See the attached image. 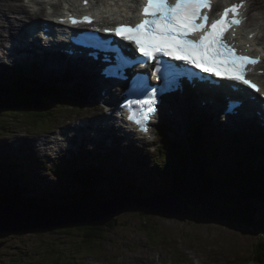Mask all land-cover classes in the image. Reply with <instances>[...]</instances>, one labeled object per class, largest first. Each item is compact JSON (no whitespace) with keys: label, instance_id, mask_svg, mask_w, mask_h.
Wrapping results in <instances>:
<instances>
[{"label":"rangeland","instance_id":"obj_1","mask_svg":"<svg viewBox=\"0 0 264 264\" xmlns=\"http://www.w3.org/2000/svg\"><path fill=\"white\" fill-rule=\"evenodd\" d=\"M4 1H2L4 5L11 2L13 3V1L14 3L11 8L6 6L7 9L4 8V11L3 8H0V15H2L4 18L12 17L13 12L16 11L18 7V4L15 1L18 0ZM19 2H22V0H19ZM254 4L255 5L252 8L251 15L263 16L264 0H260V3L259 1L256 0L255 2L254 0ZM263 34L264 30L261 35L263 36ZM4 70L8 71V69ZM58 73L59 72H57V74ZM43 82H46V77H44ZM51 83L54 84L53 81H51ZM76 86L77 90L75 91L79 93L76 107L77 109L82 108L84 111H86V108L90 103H92L91 100L86 99L88 98L87 93L90 92L89 90L83 89L76 82H72V87L74 89ZM70 91H72V89L65 90L64 92ZM84 92L86 94H84ZM54 104L55 102L49 103L51 108ZM69 112L76 117L75 111L71 110L69 107H66L62 112H59L55 116L53 124L49 129H33L28 124L14 122L9 125V128L6 131L0 133V142L5 138L12 139L13 135L11 131L16 129L22 130L20 132L29 133V135L35 136L41 135V131H52L54 128L62 127ZM192 121L193 120L191 118L190 123ZM1 122L2 120H0V123ZM174 133L184 137L187 134V131L185 129L175 128L174 123H172L171 127H168L164 130L163 139H166L167 135L172 136ZM216 135L218 137L215 140L210 138V143L212 145L219 141V132H217ZM122 144L128 149L132 148V146L128 145L127 143L122 142ZM90 148H92V146ZM113 150L116 153L117 149ZM126 151L127 150L125 149L124 153L126 155L131 154L132 152L130 151L127 153ZM9 152L13 151L9 149ZM141 153L144 152L141 150ZM154 156L155 155H153V157L142 156L144 157L142 160L148 163V165H151L153 162H155ZM240 156H242L241 152H239L238 157ZM65 160L69 161L70 158ZM136 160H139L138 157L136 159H134V157L131 159L128 158L125 160V162L122 160L121 166L127 170L125 175L134 177L132 182H136L137 186H139V184H142L141 176L148 175L143 169L150 170L151 168L148 166L143 168L137 164H135L136 166L134 167L132 162H135ZM115 161L117 160L115 159ZM129 167L131 169H129ZM57 176L58 175L55 174L53 177L43 178V180L36 178L43 183L40 191L46 188L48 191L52 192L57 190L56 186H58V183L61 180L64 181L66 179V177L59 179ZM161 185L162 186L160 188L165 185L164 182ZM59 191L61 194L66 195L69 193V191L72 193H74L73 191L82 192V189H78L71 185L69 191L66 189ZM98 191L100 193H104V185L100 186ZM230 198L235 199V197L232 196H230ZM65 199L69 200V197L66 196ZM232 203L233 202L231 200H229L228 203L215 200V204L212 205L203 201L200 206H195L188 213L183 214L181 220L177 223H172L170 221L160 220L156 217L149 216H146L142 219L141 217L137 216L138 213L136 212L122 213L116 217L118 226L114 228L112 232L104 235L105 240L100 244V249L98 250L90 249L85 251L80 244L82 233L76 229H67L64 231L65 234L63 235L60 234L61 231L59 230L54 233L44 232L42 230L39 233L0 230V255L2 258H4V260H10L12 264H59L61 261L56 263L54 258L56 255L55 248L57 247L61 251H67L73 257H76L74 263L76 261L77 264H150L153 259L155 264L157 261H161L163 264H184V260L188 262L186 264H193L195 256L200 257L201 261H204L205 264H248L246 263L245 258L249 255L252 249V244L256 243L258 240V232L260 231H255L252 228H246L241 225L227 224L223 221H216L215 219L205 216L206 211L220 210L223 207L224 209L234 208ZM254 207L257 209V216L255 215L254 222L261 224L263 228L264 210H261L263 205L260 203H255ZM146 219H149L146 221V224L150 225L153 222L156 223V226L162 233L160 237H157L152 227L149 226L147 228V232L152 236L151 239L156 240V238H158L156 243H153L151 239H149V236L147 235V232L143 226ZM191 254L195 255L193 256ZM65 255L66 254H64V256ZM171 256H174L175 258L173 257L174 260L168 262V259Z\"/></svg>","mask_w":264,"mask_h":264},{"label":"trees","instance_id":"obj_2","mask_svg":"<svg viewBox=\"0 0 264 264\" xmlns=\"http://www.w3.org/2000/svg\"><path fill=\"white\" fill-rule=\"evenodd\" d=\"M22 84H26L27 87L19 88L18 86ZM46 87L47 85L44 84L39 86L36 84L27 83L22 79H18L14 85L7 84L4 88H0V91L10 94L12 96L11 98L20 97L14 99V101L8 107L0 108V119L5 113L10 115V117L6 116L5 119L7 120L9 118H13L17 114V116L20 117H30L35 121H40L42 125L50 124L52 117L45 114V112L52 110V108H49L46 105L48 98L59 99V101L64 105H71L72 100H68L67 97L63 96L62 94L60 95L58 90L51 91ZM54 95H60V98L55 97ZM0 124L1 126H5L7 123ZM176 137L179 140L171 139L169 143L163 145L161 148L163 149L164 164L156 176L163 175L168 177L170 181L168 185V191L173 190V192L178 197H187L188 202L191 205L200 199H206L212 205L215 204V200L228 203L229 200L223 199L225 198L224 196L215 195L217 187L210 179L208 173L206 174L207 167H204L203 157H207L210 161L216 163V165L221 168H224V165L221 162L216 161L211 155L205 153V148L207 146L199 137V133L196 132L195 135L191 137L190 142L187 139H182L178 136ZM242 163L244 165L240 166V168L244 172L238 173L236 176L233 174V183L225 184L226 186L232 188V192L229 193V195L235 197V199H231V201L234 203V205L232 203L234 208L224 210L223 207L219 211H222V214H228L227 220L229 222L238 221L242 223L245 220L247 225L250 226L251 223L252 225L255 224L254 217L257 215V209L254 207V204L260 203L263 205L262 209H264V166H262L264 165V161L260 160L257 155L250 154L244 156ZM156 164H160V161H157ZM141 167H144L143 163L141 164ZM11 169L12 166L9 165V175ZM6 170L7 168H5L4 171ZM150 172L151 171H147L145 173L149 174ZM155 174L156 173L153 175ZM71 176V182H75L78 187L83 186L84 189H88L89 194H77L76 198L71 196V199L68 201H84L86 199L108 198L105 196V194L109 193V191H105L103 194L98 191L99 186H102L103 184L108 185V190L112 192L115 191L116 195H122L121 193H124V195H130L133 197V193H135L134 187L136 185L131 184L130 180L124 179L117 172H111L109 175H104L101 177L100 171L93 169L89 170L88 173H74ZM153 181H156V179L149 180L147 185L162 186L160 181L159 184ZM19 182L32 189L31 186L25 181L19 179ZM65 185H67V187L69 186L67 183ZM8 186H10V183ZM0 191H2L6 197L0 196V203L11 201L12 203L17 204V200L18 202L26 201L29 204L38 203L43 206L57 204L53 199L49 203H46L44 201L46 197L43 198L42 195L29 194V197L22 196L23 192L20 189H18L17 192H12L14 196L10 195L8 190L3 186H1ZM137 193H142V187L138 189ZM20 204L24 203L21 202ZM147 220L149 219L144 221V227ZM115 225H117V218H114L113 221L109 223L111 229L109 227L108 228L112 230L115 228ZM57 229L61 231L60 234L63 235L65 234L64 231L67 229H76L82 231L84 227L77 226L76 228L66 227ZM85 229H87L85 233L81 232L83 234L80 240V244L82 245L81 247H83L85 250H96L105 239L103 238L104 231L102 230V227H86ZM55 251L58 252L59 250L55 248ZM258 252V259L261 260V257L264 255V251L261 249ZM71 256L72 255L69 253L64 256V253L59 251L57 258H55L56 263H58L60 260L61 263L59 264H75V259H73ZM0 264H12V262L10 260H4V258H2L0 255Z\"/></svg>","mask_w":264,"mask_h":264},{"label":"snow or ice","instance_id":"obj_3","mask_svg":"<svg viewBox=\"0 0 264 264\" xmlns=\"http://www.w3.org/2000/svg\"><path fill=\"white\" fill-rule=\"evenodd\" d=\"M211 2L212 0H143L141 14L144 19L134 26L120 25L114 29V33L125 40L134 41L143 57L147 59L156 57L158 67L154 74L158 76L165 66L168 69L175 68L174 65L158 58L162 55L183 61L204 73H214L217 77L239 81L258 90L255 84L245 79L247 74L245 65L258 63V58L239 55L235 44H229L224 38L229 28L243 23L239 13L243 0L240 4L224 9L219 19H213L209 23V17L207 14L202 15L201 9L210 7ZM78 22L72 19V23ZM83 22H91L90 17L85 16ZM197 31L202 32L200 38L190 39V34ZM121 59L126 63L132 62L124 56ZM178 79L179 77L177 81ZM149 87L148 85L134 87L131 92L143 98H128L124 102L125 106L132 108L133 105H147V111L154 112L153 105L160 89L151 87L149 90ZM129 118L135 119V114ZM136 123L142 124L143 121L136 119Z\"/></svg>","mask_w":264,"mask_h":264},{"label":"clouds","instance_id":"obj_4","mask_svg":"<svg viewBox=\"0 0 264 264\" xmlns=\"http://www.w3.org/2000/svg\"><path fill=\"white\" fill-rule=\"evenodd\" d=\"M118 1H122L123 2L122 5L116 4ZM140 1L141 0H137L136 3L135 2H132L131 3V2H129V0H114L113 3H112V8L115 10V12L120 13L119 9H122V10H125V9H127V10L134 9V8L137 7V5L140 3ZM258 1L260 3V0H258ZM240 3H241V0H214V6H216L217 11H221L224 8H231L233 5H237V4H240ZM252 3H253V0H243V5L249 4V7H252L253 8V6H251ZM251 17H253V16H251ZM251 17L250 18L248 17V20H249L248 21V26L251 24V22H250ZM253 28H254V26L252 28L248 27L249 30H252ZM256 44L263 45V42H260V40H258V39L255 42L254 41H249V44L246 45V46H248V48L246 50H244V49L241 48L242 51L245 53L244 56H248V57H251L253 59L254 58H258L257 56H261V57L264 58V53H263L262 47L260 48L261 49L260 50L259 48L256 47ZM241 55H243V54H241ZM261 63H264V60H262V61H260L258 63H255V64H252L251 63L252 68H255L256 69V67L258 65H260ZM13 73L18 74L17 73V70L15 72H13ZM47 74L50 75L49 72ZM56 76H53V78L54 79L59 78V74H56ZM16 79H17V76H15V75L14 76L12 74L6 75L4 72H1L0 73V88H4V87H2V83L3 82L9 83V85H14L15 82H13V81H15ZM195 81L197 83H199V80H195ZM18 87L19 88L20 87L26 88L27 86H24V84H22V85H19ZM185 88H187V85H185ZM66 90H69V89H66ZM62 95L65 96V97H67L68 100H72L71 105H70L71 108H73L75 110H78V112H84V113L87 112L89 116L91 115V112L87 108H86V111H84V109H82V108L77 109L76 102H77V97L78 96H76L74 93H72V92H64ZM54 96L60 98V95H54ZM11 97L12 96L10 94H8L6 92L4 93V92L1 91L0 92V108L8 107L14 101V99L20 98V97H16V98H11ZM50 102H55V104L53 105L51 111L45 112L46 115H49L50 117H53L51 119V121H50V124H48V125H44V124L42 125L40 123V121H35L33 118H30V117H20V116H17V114L13 118H9L8 120L1 118L0 119V120H2L1 123H8L9 122L10 124H12L14 122H20L21 124H23V123L28 124L33 129H38V128H41V129H49L50 126L53 124V120L55 118L54 116H56L59 112H62L64 110V108L67 107V105L62 104L59 101V99L48 98V100L46 102V105L49 108H51L50 105H49ZM224 103H225V101H224ZM186 113L188 115H190V113L188 111ZM190 116L193 117V115H190ZM170 117H171V121L174 120V119H176V117L173 116V115H171ZM210 125L213 126L212 124H210ZM197 126H199V125L197 124ZM0 128L3 131H6L9 127L7 126V124L5 126H1V124H0ZM24 128H26V127H24ZM20 131H22V130H20ZM46 131H41L40 133L43 134V135L46 134L47 137L50 139V142L53 144V141H54V133H55L54 131H56V128H54L52 131H50V130H46ZM244 134L245 135L247 134L246 131H244ZM176 136H178L179 138L184 139L180 135L174 133L172 136H169L167 143H169V141L171 139H178ZM201 138H202V136H201ZM232 139L234 141V138H232ZM166 140H167V138H166ZM207 141H208V138H207ZM252 142H254V140ZM230 144L228 143V147L230 146ZM210 146H208L206 148L204 147L205 148V153L208 154V155H211L216 161L221 162L224 165V168L219 167L218 165H216V163L210 161L207 157H203L204 158V162H203L204 167H207L206 174L208 173L210 179L214 182V184L217 187L216 188L217 190H216L215 195L216 196H224L225 198H223V199H225V200L226 199L231 200L230 196H232V195H229V193L232 192V188L226 186L225 184L226 183H229V184H232L233 183V178H234L233 174L236 176L238 173L244 172L240 168V166H243L244 165L242 163V159L244 158L245 155L252 154L251 150L248 148L249 141L246 138V141H245V144H244V149L243 150L242 149H239V151L238 150L236 151L235 150L236 148H235L234 149L235 152L233 153V155H229L227 152H224L223 148L221 146H219L218 144H216V143H215L214 146L213 145L211 147ZM255 147L257 149V153L255 155H257L260 160L264 161V153H263L264 150L261 149V146L260 145L259 146H255ZM239 152L242 153V156H240V157H238ZM144 153L147 155V157H153V154H151V152H149L148 150H145ZM76 156H77L78 163L80 164V166L82 167L83 170L81 172H75L72 169V167H71V165H70V163L68 161L62 160V163L60 165L61 167L59 168V173H61V178H63L66 175H68L67 178H68V181H69V183H68L69 186L67 187V185H65L63 182L60 181L58 183V186H56V188H57V190L66 189L67 191H69V189L71 188V185H73V186H75L78 189H82V192L73 191L74 193H72V192L69 191V193L66 194V195L65 194H62L64 196V199L62 200V202L60 204H58V205L57 204L45 205L44 207L68 206V205H74V204H80V203H86V202H94V201H99V200L116 199V198H120L121 197L120 196V197H116L115 198L114 195H113L112 198H109V195H111L110 193L112 191L108 190V188H109L108 185H104L102 183L104 185V187H105V191H109V193H106L105 194V196H107L108 198L86 199L84 201H74V200L68 201V200H66L65 199L66 196H68L69 197V200H70L71 199V196H73L74 198H76V195L77 194H89V191H87L86 189H84L83 186L78 187L75 184V182H71V179H72V176L71 175L72 174H74V173L81 174V173H85V172L88 173L89 170H93V169H95L97 171H100V176L101 177H103L104 175H109L111 173V170L108 169V167H109L108 165H112L113 164V162L111 161V159L110 160H104L103 157H102L101 160H100V157L99 158H91V157H88L86 153H80L78 151H76ZM61 158H62V156H61ZM262 166H264V165H262ZM24 167H25V170L27 172V184L30 185L31 188H32V189L28 188L29 194L42 195L43 198H45L46 195H50L51 193H53L52 191H48L47 188L46 189H42V191H39L40 188L43 186V183L40 180H38L40 178H38L35 175L34 172L31 173L28 170V168H26V166H24ZM118 169H119V166H117L113 170H116L117 171ZM122 169H123L122 170L123 173H121V174L119 173L120 176H124V173L127 172V170L124 167H122ZM53 176L54 175H49L48 177H53ZM57 177L59 179H61L60 178V175H58ZM31 178H33L34 181H32ZM36 178H38V179H36ZM129 180L132 182L134 180V177L130 176L129 177ZM141 181H142V184H144V186H146V182L143 181L142 179H141ZM132 183H135V185H136V182H132ZM140 185L141 184H139V186ZM99 188H100V186H99ZM137 192H138V190L135 193H133V197L145 196L143 189H142V193L141 194H138ZM154 192H157V191L155 190ZM157 193H162V192H157ZM101 194H103V193H101ZM122 197H131V196L130 195H124ZM179 198H181L183 200H186V204H189V207H190L191 210L195 206H200V204H202L203 201L209 203L206 199H200V200L195 201L194 204L191 205L188 202V198L187 197L180 196ZM34 205L43 206V205H40L38 203H36ZM224 210H229V209H224ZM146 216L147 215H145L144 217H146ZM205 216L206 217H210L212 219H215L216 221H223V222H225L227 224H231V225H241L243 227L250 228V229L252 228L253 229L252 223L250 224V226H248L247 223L245 222V220L242 223H240L238 221L229 222L227 220L228 214H222V211H219V210L206 211ZM154 224L155 223H152V224L148 225L145 222V227L144 228L147 229L149 226L150 227H153L152 225H154ZM33 233H39V232H33ZM56 249L59 250V251H61L57 247H56ZM98 249H100V246H98V248L96 250H98ZM253 249L255 250V252L257 254H259L258 251L261 250V248L256 243H253L252 244V249L251 250H253ZM58 252L55 251L56 255H55L54 258H57ZM61 252L64 253V254H67L68 253L67 251H61ZM90 252H92V251H90ZM71 257L73 259H76V257H73V256H71ZM255 260H256V262L254 261V263H253L251 261V264H261V261H260V259H258V257Z\"/></svg>","mask_w":264,"mask_h":264},{"label":"water","instance_id":"obj_5","mask_svg":"<svg viewBox=\"0 0 264 264\" xmlns=\"http://www.w3.org/2000/svg\"><path fill=\"white\" fill-rule=\"evenodd\" d=\"M6 116L10 117L5 113L1 118L5 119ZM3 156V159L0 157V188L3 186L13 196L12 192H17L20 189L23 192L22 196L29 197L28 187L19 182L20 179L27 183V172L24 165L15 156L6 154ZM9 165L12 166L10 175L8 174ZM5 168H7L6 171H4ZM9 183L10 186H8ZM155 194H159V196L152 198H147L146 195L134 198L120 197L58 207H37L39 205L17 200V204L11 201L0 203V230L14 232H40L42 230L54 233L58 231L57 228L80 226L84 229L78 231L85 233L86 227H102L103 238H105L104 235L114 230H110L109 223L122 213L136 212L137 216L142 219L145 218L144 215H147L177 223L183 214L191 210L189 204H186V200L173 193ZM0 196L5 197L2 191H0ZM21 202L24 204H20ZM117 226L118 224L115 225V228Z\"/></svg>","mask_w":264,"mask_h":264},{"label":"bare ground","instance_id":"obj_6","mask_svg":"<svg viewBox=\"0 0 264 264\" xmlns=\"http://www.w3.org/2000/svg\"><path fill=\"white\" fill-rule=\"evenodd\" d=\"M2 1H4V0H0V8H3V11H4V8H6V6H9L10 8H11V6L13 5V3H14V1H13V3L11 2V3H9L8 1V3L9 4H6V5H4L3 3H2ZM258 1V0H257ZM5 2V1H4ZM17 4V10L16 11H14L13 12V14H12V17H7V18H4L2 15H0V46L1 45H3L5 42H6V40L9 38V37H11V36H14L18 31H20L21 30V26L25 23V22H28L29 20H32V18H31V15H30V13H29V10H28V8H26L25 6H24V1L22 0V2H19V0L18 1H15ZM129 2H137V0H129ZM255 2H256V0H255ZM122 1H118L116 4H120V5H122ZM15 5V6H16ZM255 4H254V0H253V3L251 4V6H254ZM14 8V7H13ZM21 8V9H20ZM7 9V8H6ZM263 9H264V7H263ZM8 11V10H7ZM255 14V13H254ZM9 15V14H8ZM250 22H251V24L248 26V27H250V28H252L253 26H254V28L252 29V31H256V29H257V26L258 25H260V26H262V30L260 31V33H262L263 32V29H264V15L263 16H259V15H253V17H251V20H250ZM263 23V24H262ZM259 33V34H260ZM258 38H259V40H260V42H264V40H263V37H259V35H258ZM27 52H29L30 50H27V48H25V47H23ZM3 52L5 53V55H6V57H7V62H10V61H12L14 58H17L18 56H20L22 53L20 52V51H15V54H14V56H11V57H9L10 56V48H5V49H3ZM58 58V57H57ZM60 62H62L63 60H59ZM33 64H35V65H39V64H36V63H33ZM44 68H46V69H50L49 67H48V65H44L43 66ZM187 67V69L189 70L190 69V66L189 65H187L186 66ZM139 69L141 70V72L143 73V74H145L150 80H152V79H158V77L154 74V69H153V67L149 64V62L148 61H145V62H142L141 64H140V66H139ZM51 70V69H50ZM68 71V70H67ZM167 71H168V69H167ZM32 72L33 73H38V70H37V68L36 67H33L32 68ZM89 73L90 74H92V70L90 71L89 70ZM55 74H57V72L55 73ZM189 74V73H188ZM65 76L66 77H69V75L68 74H65ZM72 77H77L76 75H73ZM87 78V80H89V82H88V84H90V87H94L93 86V84L95 85V87H96V91L98 92V89H97V85H96V83L95 82H97L96 80H95V78L93 77V76H91V77H88V76H86ZM186 77H188L187 75H186ZM90 78H91V80H90ZM201 79L202 78H199V81L200 82H202L201 81ZM87 83V82H86ZM98 83V82H97ZM204 85V84H203ZM218 85H221V83H218ZM103 85L102 84H99V89H100V87H102ZM242 86V88H243V84L241 85ZM118 98H119V103L120 104H123V102H122V96H117ZM262 101V99L261 100H259L258 102H257V104L258 103H260ZM122 110H123V107H120V108H116V107H114V111L116 112V113H121L122 112ZM129 112H130V110H129ZM208 114H209V111H208ZM208 116V115H207ZM257 117H258V115H257ZM206 118V117H205ZM73 121H74V118L71 116V115H69L67 118H66V122H65V125H66V127H68V126H71V124L73 123ZM202 121H204V119L202 120ZM121 123L123 122L122 120L120 121ZM177 124L180 126V127H183L184 126V122H180V123H178L177 122ZM9 125H11L10 123H7V126L9 127ZM187 127H188V125L184 128V129H187ZM121 127H120V125H119V127H118V129H117V131H118V136H117V140H121V142H123V143H129V142H132V139H134L133 137H129L127 140H126V142H125V140L124 139H122V137H121V135H122V130H123V128L122 129H120ZM236 130V129H235ZM207 131H208V133L211 135V136H214L215 135V132H216V128L214 127V126H208L207 127ZM263 133H264V131H262ZM11 133H12V135H14L15 137H16V139H17V142L18 143H16V144H14V143H9V142H5L4 143V146H3V144L0 146V153L2 154V155H11V156H15L24 166H26V168H27V163H26V157L28 156V155H30L29 153H28V151L29 152H31L30 150H29V148H28V143H27V141H29V143L30 142H32V141H34V140H32V139H27V138H29V137H31V135H29V133H25V132H20V130H18V129H16V130H12L11 131ZM67 135H70V131H68L67 132ZM78 137H79V135L78 134H73L72 135V137H70L71 138V141H73L74 143H78ZM83 138H85V135L83 136ZM190 137L187 135V140L190 142ZM46 141H50V139L49 138H46ZM21 144H20V143ZM118 142V141H117ZM35 143V145H36V148H33V147H30L31 149H32V151H34L35 150V153H37V150H38V153L37 154H39L40 152H41V147H40V144H38V143H36V142H34ZM80 144V146L82 147V148H84V147H86V144L83 142V139H81V142H79ZM133 143V142H132ZM208 143V142H207ZM22 144H24V145H22ZM129 145V144H128ZM205 145H206V143H205ZM130 146H132V145H130ZM207 147H208V145H206ZM7 147H13L14 148V150H15V153H10V152H8L7 151ZM248 148L251 150V152H252V154H256L257 153V149H256V147H254L253 145H249L248 146ZM27 149V150H26ZM59 149H60V154H61V156H62V158H63V160H65V159H68V158H70V160L68 161L69 163H70V165H71V167H72V169L75 171V172H81L83 169H82V167L80 166V164L78 163V160H77V156H76V151L72 148V147H68V146H66L65 144H59ZM81 149V148H80ZM241 149L243 150L244 149V147L242 146L241 147ZM8 153H10V154H8ZM156 154H157V156H158V161H160L161 162V159L159 158V155H158V150L156 149ZM146 155V154H145ZM38 156V155H37ZM147 156V155H146ZM38 158V157H37ZM36 163L37 164H39V158L36 160ZM153 163H156V162H153ZM152 163V164H153ZM144 170V172H147V171H149V170H145V169H143ZM62 172V171H61ZM154 174V172L153 171H151L148 175H153ZM51 175H53L52 173H51ZM60 178H61V174H60ZM32 179V181H34V179L33 178H31ZM62 181V180H61ZM63 183H64V181H62ZM153 182H156V181H153ZM152 182V183H153ZM163 183V182H162ZM64 184H66V183H64ZM153 187L155 188V189H160V187L161 186H157V185H153ZM40 190H41V188H40ZM39 190V191H40ZM102 192V191H101ZM168 192H170V193H173V190H169ZM121 194H124V193H121ZM112 194L111 195H109V198H112ZM55 198H58V199H55ZM54 200L55 201V203H57V205L58 204H60L61 202H62V200L64 199V196L61 194V192L59 191V190H55L53 193H51L50 195H47L46 196V198L44 199V201L46 202V203H49L51 200ZM37 207H44V206H37ZM163 240H164V238H163ZM153 243H156L157 242V240H151ZM151 242V243H152ZM183 244V243H182ZM172 245V244H171ZM172 246H174V245H172ZM225 253V252H224ZM221 254V253H220ZM192 255V254H191ZM228 255V254H227ZM194 256V255H193ZM174 256H171L169 259H168V262H171V261H173L174 260V258H173ZM155 259H157V258H155ZM227 259V258H226ZM228 260V259H227ZM204 262V261H203ZM75 264H77L76 262H75ZM150 264H155L154 263V259L151 261V263ZM156 264H163V263H161V261L160 262H158L157 261V263ZM227 264V263H226Z\"/></svg>","mask_w":264,"mask_h":264}]
</instances>
